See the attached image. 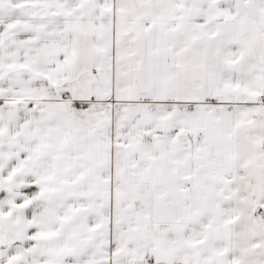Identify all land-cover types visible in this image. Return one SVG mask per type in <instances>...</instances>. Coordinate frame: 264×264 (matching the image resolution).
<instances>
[{"label": "snow or ice", "instance_id": "obj_1", "mask_svg": "<svg viewBox=\"0 0 264 264\" xmlns=\"http://www.w3.org/2000/svg\"><path fill=\"white\" fill-rule=\"evenodd\" d=\"M0 264H264V0H0Z\"/></svg>", "mask_w": 264, "mask_h": 264}]
</instances>
